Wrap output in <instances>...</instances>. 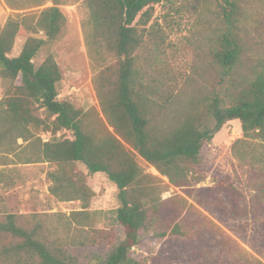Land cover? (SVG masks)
I'll use <instances>...</instances> for the list:
<instances>
[{
    "label": "trees",
    "instance_id": "obj_1",
    "mask_svg": "<svg viewBox=\"0 0 264 264\" xmlns=\"http://www.w3.org/2000/svg\"><path fill=\"white\" fill-rule=\"evenodd\" d=\"M71 1L79 3L83 14L81 28L94 70L92 83L112 131L99 119L89 123L80 109L57 100L60 72L54 57L48 53L38 60L42 49L63 35L66 17L60 7L69 1L4 0L14 12L0 27V142L8 139L14 145L21 139L29 149L24 163L53 165L55 169L48 173L54 183L51 193L62 194L63 201L73 200L71 195L83 199V211L77 214L86 219L92 193L75 177V166L82 165L90 175L104 174L117 190L118 204L112 214L123 238L115 241L112 231L93 230L86 241L108 249L80 262L62 241L48 236L36 216L3 212L0 264H146L131 257L130 250L138 245L140 233L151 229L157 209L149 176L143 174L136 157L174 187H182L191 169L204 166V145L226 122L238 120L242 138L231 145V155L250 169L262 170L264 177V152L260 151L264 148V63L249 78L238 81L236 71L246 51L239 6L234 0H223L217 16L224 27L206 53L217 69L218 81L195 91V97L182 107L172 94L160 92L158 78L140 56L146 36L154 24L158 27L157 7L178 0ZM17 37L23 38L22 45L16 56H10ZM62 130L71 131L72 139L62 134L42 143L37 136L41 132L55 136ZM12 144L3 152L14 154ZM227 188L244 197L243 187L230 183ZM257 188L249 198L250 212L264 222V181ZM153 232L158 239L194 237L180 221ZM195 249L209 262L222 264L196 230ZM246 257L243 261L251 264L249 254Z\"/></svg>",
    "mask_w": 264,
    "mask_h": 264
},
{
    "label": "rangeland",
    "instance_id": "obj_2",
    "mask_svg": "<svg viewBox=\"0 0 264 264\" xmlns=\"http://www.w3.org/2000/svg\"><path fill=\"white\" fill-rule=\"evenodd\" d=\"M67 1L60 7L66 17L64 33L42 49L38 60L48 53L54 57L60 72L57 100L80 109L89 123L99 119L111 132L92 83L94 70L84 42L80 5ZM222 1L163 2L154 13L158 27L154 24L146 36L140 56L143 65L158 78L160 92L172 94L182 107L195 97V91L210 88L218 81L217 69L206 53L224 27L217 16ZM234 1L239 6L240 36L246 46L242 64L236 71L238 81H242L264 63V0ZM13 12L0 0V27ZM22 42V37L15 39L10 56L18 54ZM240 138L239 121L226 122L204 145V166L191 169L182 187H174L136 157L143 174L149 176L147 181L153 187L157 214L151 229L140 233L138 245L130 250L131 257L146 264H214L195 249L196 230L208 247L218 253L222 264H246V259H242L246 257L243 249L249 254L251 264L258 261L264 264V222L253 216L249 202L253 189H258L264 181L263 171L250 169L232 157L231 145ZM9 143L12 141L8 139L0 142V213L36 216L46 227L48 236L62 241L80 262L108 249L86 241L93 230L112 231L115 241L122 240L123 231L114 225L112 214L118 204L117 190L104 174L90 175L82 165L75 166V177L92 193L86 210L90 215L86 219L83 214H77L83 211L86 203L83 199L71 195L73 200L63 201L62 194L51 193L54 183L48 173L55 169L53 165L24 163L29 157L27 143L18 139L12 144L14 154L10 155L3 152ZM260 151L264 152V148ZM230 183L243 187L244 197L227 188ZM96 212H101V216L92 214ZM179 221L194 234L193 238L158 239L154 235L153 230L156 233L167 230Z\"/></svg>",
    "mask_w": 264,
    "mask_h": 264
},
{
    "label": "built area",
    "instance_id": "obj_3",
    "mask_svg": "<svg viewBox=\"0 0 264 264\" xmlns=\"http://www.w3.org/2000/svg\"><path fill=\"white\" fill-rule=\"evenodd\" d=\"M62 134H65V135H67V137L69 139H72V132L71 131H66V130H62L60 132H57L55 136H53L50 132H42L39 135V138H40L42 143H47V142H49L52 139V137L58 138Z\"/></svg>",
    "mask_w": 264,
    "mask_h": 264
}]
</instances>
